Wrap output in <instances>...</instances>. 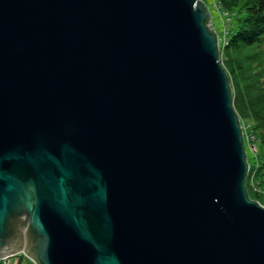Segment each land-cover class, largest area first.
I'll use <instances>...</instances> for the list:
<instances>
[{
    "label": "water",
    "instance_id": "water-1",
    "mask_svg": "<svg viewBox=\"0 0 264 264\" xmlns=\"http://www.w3.org/2000/svg\"><path fill=\"white\" fill-rule=\"evenodd\" d=\"M203 0H0V259L264 264Z\"/></svg>",
    "mask_w": 264,
    "mask_h": 264
},
{
    "label": "trees",
    "instance_id": "trees-1",
    "mask_svg": "<svg viewBox=\"0 0 264 264\" xmlns=\"http://www.w3.org/2000/svg\"><path fill=\"white\" fill-rule=\"evenodd\" d=\"M217 2V8L229 15V22L235 18L218 43V56L239 121L253 133L251 143L257 144L245 178L249 197L257 200V188L264 185V0Z\"/></svg>",
    "mask_w": 264,
    "mask_h": 264
},
{
    "label": "rangeland",
    "instance_id": "rangeland-1",
    "mask_svg": "<svg viewBox=\"0 0 264 264\" xmlns=\"http://www.w3.org/2000/svg\"><path fill=\"white\" fill-rule=\"evenodd\" d=\"M203 1L206 4L207 9L210 13L211 25H212V28L217 33V39H218V43H219L221 38L222 39L225 38V35L228 31V28L231 27V22H233L235 18L232 16L230 18L231 22H229V15L227 13H225L224 10L220 9V7L217 8V1L216 0H203ZM219 60H220V58H219ZM241 128L244 131V135H246V139L244 140V148H245L247 161L253 162L252 157H253L256 149L255 150L252 149L251 146L249 145L252 141H248L249 136L247 138V134L245 133V131H247V129L245 130L246 125L241 123ZM255 147H257V144H255ZM257 190H259V197H258L257 201L264 205V185L262 188H259V189L257 188ZM18 261H21V263H19V264H35L25 254L11 255V256L7 257L6 263L7 264H13V263L17 264ZM0 264H4L3 259H0Z\"/></svg>",
    "mask_w": 264,
    "mask_h": 264
},
{
    "label": "built area",
    "instance_id": "built-area-1",
    "mask_svg": "<svg viewBox=\"0 0 264 264\" xmlns=\"http://www.w3.org/2000/svg\"><path fill=\"white\" fill-rule=\"evenodd\" d=\"M217 4H218V2H217ZM224 41H225V39H224ZM242 132H243V138L246 139V135H244V131L243 130H242ZM245 133L247 134V138L249 136V140L248 141H251L253 139V137H254L253 133H251V131H249V130L245 131ZM249 145L251 146L252 149H254V150L256 149V147L252 143H250ZM6 262H7V257L4 259V264H7Z\"/></svg>",
    "mask_w": 264,
    "mask_h": 264
},
{
    "label": "crops",
    "instance_id": "crops-1",
    "mask_svg": "<svg viewBox=\"0 0 264 264\" xmlns=\"http://www.w3.org/2000/svg\"><path fill=\"white\" fill-rule=\"evenodd\" d=\"M19 254H23L22 252H19ZM19 263H21V261H18V263L17 264H19ZM14 264V263H13Z\"/></svg>",
    "mask_w": 264,
    "mask_h": 264
}]
</instances>
